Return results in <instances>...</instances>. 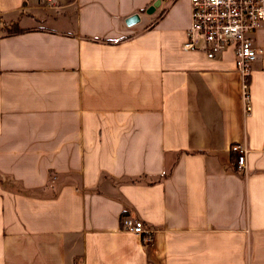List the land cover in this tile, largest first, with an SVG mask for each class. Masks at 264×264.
Segmentation results:
<instances>
[{
	"label": "crops",
	"instance_id": "obj_1",
	"mask_svg": "<svg viewBox=\"0 0 264 264\" xmlns=\"http://www.w3.org/2000/svg\"><path fill=\"white\" fill-rule=\"evenodd\" d=\"M153 1L0 0V264H264V26L244 114L233 46Z\"/></svg>",
	"mask_w": 264,
	"mask_h": 264
},
{
	"label": "built area",
	"instance_id": "obj_2",
	"mask_svg": "<svg viewBox=\"0 0 264 264\" xmlns=\"http://www.w3.org/2000/svg\"><path fill=\"white\" fill-rule=\"evenodd\" d=\"M190 23L181 48L200 50L207 58H213L225 47L232 45L235 67L240 75L242 111H250L248 75L250 63L261 49L253 44L251 34L264 26V0H189ZM235 167L245 171L246 148L232 146ZM121 229L135 235L143 232L139 219L121 218ZM149 236L145 237L148 240Z\"/></svg>",
	"mask_w": 264,
	"mask_h": 264
},
{
	"label": "water",
	"instance_id": "obj_3",
	"mask_svg": "<svg viewBox=\"0 0 264 264\" xmlns=\"http://www.w3.org/2000/svg\"><path fill=\"white\" fill-rule=\"evenodd\" d=\"M160 3V0H154L147 8H146V12L150 13L154 10V8L158 7ZM138 20V16L136 14H131L130 16H128L125 19V23L127 25H131L133 23H135Z\"/></svg>",
	"mask_w": 264,
	"mask_h": 264
},
{
	"label": "trees",
	"instance_id": "obj_4",
	"mask_svg": "<svg viewBox=\"0 0 264 264\" xmlns=\"http://www.w3.org/2000/svg\"><path fill=\"white\" fill-rule=\"evenodd\" d=\"M16 26L14 24H10V26L7 28L8 31L15 29Z\"/></svg>",
	"mask_w": 264,
	"mask_h": 264
}]
</instances>
